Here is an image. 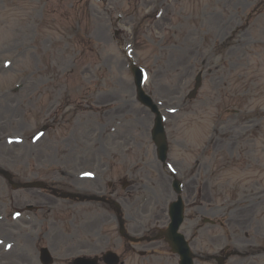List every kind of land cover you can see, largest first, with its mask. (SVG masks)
<instances>
[{"label": "rangeland", "instance_id": "1", "mask_svg": "<svg viewBox=\"0 0 264 264\" xmlns=\"http://www.w3.org/2000/svg\"><path fill=\"white\" fill-rule=\"evenodd\" d=\"M95 1L0 0V169L18 182L57 183L67 181L60 176L68 153L70 159L79 154L93 158V165L76 168L77 173L97 172L104 167L105 155L131 160L133 153L136 164L139 151L126 155L117 147L111 149V144L100 146L93 135L103 131L111 118L124 119V139L152 127L147 112L130 108L131 102L136 104L128 70L133 59L146 69L145 92L153 93L163 106L167 131L180 130L173 135L182 146H174L171 161L184 166L180 177L188 190L183 192L188 209L182 232L195 249L217 253L228 246L239 251L226 264H264V120L256 116V108L264 107V0ZM86 41L91 42L89 49L82 47ZM200 71L202 86L196 98L188 100ZM17 85L23 89L14 91ZM52 106L68 112V125L51 126L47 113ZM234 109L242 113L225 114ZM137 119L143 120L141 127ZM44 124L48 132L43 141L29 146V135ZM86 125L95 130L87 134L82 130ZM123 129L118 128L119 135ZM19 136L27 138L26 146L16 147L13 141ZM231 162L243 171L217 169L216 165L231 166ZM194 164L211 165L212 181H205L206 171L195 174V169H188ZM153 165L138 164L133 169L153 171L154 178L149 172L139 180L143 182L139 194L149 200L154 195L144 204L147 213L174 199L171 179L165 175L168 185L161 188ZM104 171L102 183L107 179ZM95 187L79 184L78 189ZM41 195L14 192L0 177V215L7 216L13 205L43 203L28 224L0 223V237L16 240L21 254H27L18 262L9 257L2 263L0 248V264H39L36 248L40 246L53 253L54 264L120 246L113 219L107 223L110 211L86 205L65 225L55 211L63 201L53 203ZM138 197L130 201L128 216L134 213ZM232 216L235 222L229 221ZM202 218L216 225H203ZM158 250L151 264H161L164 253Z\"/></svg>", "mask_w": 264, "mask_h": 264}, {"label": "bare ground", "instance_id": "2", "mask_svg": "<svg viewBox=\"0 0 264 264\" xmlns=\"http://www.w3.org/2000/svg\"><path fill=\"white\" fill-rule=\"evenodd\" d=\"M42 139H43V138H42ZM42 139H41V140H42ZM41 140H40V141H41ZM40 141H39L38 143H40ZM229 221H230V222H233V221H234V217H233V216L230 217Z\"/></svg>", "mask_w": 264, "mask_h": 264}, {"label": "water", "instance_id": "3", "mask_svg": "<svg viewBox=\"0 0 264 264\" xmlns=\"http://www.w3.org/2000/svg\"><path fill=\"white\" fill-rule=\"evenodd\" d=\"M178 223H179V220L177 221V225H175V226L173 227V231H175V230L177 229ZM183 247H184V245H183Z\"/></svg>", "mask_w": 264, "mask_h": 264}]
</instances>
